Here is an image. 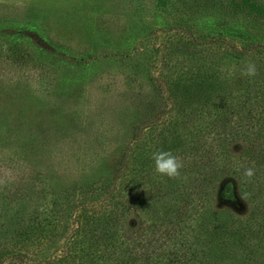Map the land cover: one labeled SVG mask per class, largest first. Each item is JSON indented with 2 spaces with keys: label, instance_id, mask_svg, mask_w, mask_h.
Segmentation results:
<instances>
[{
  "label": "rangeland",
  "instance_id": "obj_1",
  "mask_svg": "<svg viewBox=\"0 0 264 264\" xmlns=\"http://www.w3.org/2000/svg\"><path fill=\"white\" fill-rule=\"evenodd\" d=\"M221 1L228 5L227 11H202L203 16L192 5L180 9L179 0L176 5L161 7L155 0H0V192L6 183L31 189L35 195L41 189L50 194L69 189L102 174L104 162L121 147L129 149V171L145 158L144 172L152 171L153 179L159 175L154 153L167 151L180 160L189 147L184 131L174 135L165 128L162 121L167 115L154 121L147 115L152 106V82L175 72L173 66L160 65L161 50H169L170 42L175 49L177 37L188 29L200 44L197 49L211 58L218 77L228 79L237 103L239 85L244 83V61L231 58L223 51L228 50L224 43L210 40V35L194 26L208 16L264 41V15L248 14L239 6L231 10L233 0ZM254 1L261 4L264 0ZM20 28L26 33L33 30L36 37L9 35ZM39 37L43 40L38 44ZM230 42L234 48L245 43L239 38ZM15 48L20 53L13 58ZM261 99L263 87L257 96ZM215 100L218 105L219 97ZM258 101V110L264 109V102ZM215 104L207 105L214 111ZM196 106L202 107V102ZM174 115L172 112L171 118ZM133 122L139 124L138 135L132 132ZM179 171L178 177L171 178L175 187L196 183L191 173ZM259 183L249 201L247 195L226 186L224 179L216 184L219 191L206 186L202 198L209 208L198 212L193 225H204L210 219L216 224L215 231H220L224 244L219 242L211 251L216 255L213 262L264 264V229L250 237L244 251L228 246L241 235L235 228H242L252 209L256 216L252 226H258L262 213L264 216L259 207L264 208ZM4 206L0 204V208ZM224 227L234 231L235 237L227 235ZM64 243L56 236L50 238V233L37 244L31 241L23 248L26 260L22 262L58 264ZM16 263L18 260L9 259L5 264Z\"/></svg>",
  "mask_w": 264,
  "mask_h": 264
},
{
  "label": "trees",
  "instance_id": "obj_2",
  "mask_svg": "<svg viewBox=\"0 0 264 264\" xmlns=\"http://www.w3.org/2000/svg\"><path fill=\"white\" fill-rule=\"evenodd\" d=\"M155 1L161 7L176 5L178 0ZM179 1L180 9L192 5L191 8L201 10L203 16L202 11H227L228 8L221 0ZM237 6L248 14L264 15V1L255 4L254 0L238 3L233 0L230 4L231 10ZM194 28L205 31V35L211 36L210 40L224 43L228 50L223 51L231 58L243 60V66L259 59L255 63L256 75L242 77L244 83L242 87L239 85L236 103L228 79L218 77L211 58L204 57L203 51L197 49L200 44L188 29L177 37L175 49L170 42L169 50H161L160 65L173 66L175 72L173 76L152 82L148 120H160L167 115L162 121L165 128H170L174 135H178L180 129L184 131L189 147L180 157V169L191 173L196 183L175 187L167 176L159 174L153 179L152 171L144 172L148 165L145 158L131 172L129 149L121 147L104 162L105 171L98 177L79 181L54 194L41 189L39 195H35L31 189L3 184L0 204L6 206L0 208V264L9 259L25 264L23 248L31 241L37 244L39 238H46L49 233L50 238L56 236V240L65 242L58 264L218 263L213 262L216 255L211 251L224 241L220 231H215L216 224L207 219L204 225L194 227L193 221L200 210L205 212L208 207L202 198L206 186L212 185L211 190L215 191L216 184L223 179L226 186L247 195L248 201L257 193L259 182L264 195V109L258 110L256 104L260 89H264V41L251 39L248 31L208 16ZM24 30L20 28L9 35L16 33V39L25 34L36 37L33 30L28 33ZM236 38L245 41L242 48L231 47L230 40ZM42 40L40 38L38 44ZM19 53L18 48L12 49L11 57ZM217 97L218 105L215 104ZM200 101L202 107H197ZM211 101L215 104L214 111L207 105ZM183 107L188 108L186 113ZM172 112L176 114L173 118ZM132 124L133 134L138 135L139 124ZM248 169L253 172L251 177L245 175ZM253 212L252 209L242 228H235L241 235L229 242V248L246 250L250 237L264 229L263 213L259 225L252 226V219H256ZM225 230L229 232L227 235L235 237L230 228Z\"/></svg>",
  "mask_w": 264,
  "mask_h": 264
},
{
  "label": "clouds",
  "instance_id": "obj_3",
  "mask_svg": "<svg viewBox=\"0 0 264 264\" xmlns=\"http://www.w3.org/2000/svg\"><path fill=\"white\" fill-rule=\"evenodd\" d=\"M257 73V69L254 63H247L241 69V75L247 77H253ZM155 164L156 173L167 176L168 178H176L180 175L181 162L177 157L167 151H159L153 154L152 157ZM245 175L251 177L253 172L251 169L245 171Z\"/></svg>",
  "mask_w": 264,
  "mask_h": 264
}]
</instances>
